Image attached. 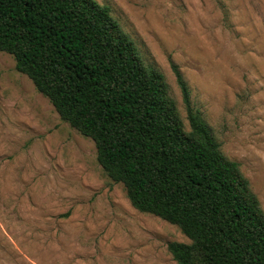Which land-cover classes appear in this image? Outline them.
I'll return each instance as SVG.
<instances>
[{"label": "rangeland", "instance_id": "obj_1", "mask_svg": "<svg viewBox=\"0 0 264 264\" xmlns=\"http://www.w3.org/2000/svg\"><path fill=\"white\" fill-rule=\"evenodd\" d=\"M95 1L162 73L188 129L181 75L264 210V0ZM172 242L190 243L134 209L93 141L0 53V264H176Z\"/></svg>", "mask_w": 264, "mask_h": 264}, {"label": "trees", "instance_id": "obj_2", "mask_svg": "<svg viewBox=\"0 0 264 264\" xmlns=\"http://www.w3.org/2000/svg\"><path fill=\"white\" fill-rule=\"evenodd\" d=\"M0 53L13 57L61 120L93 141L134 209L179 228L176 264H264V210L190 107L188 129L162 73L95 0H0Z\"/></svg>", "mask_w": 264, "mask_h": 264}]
</instances>
